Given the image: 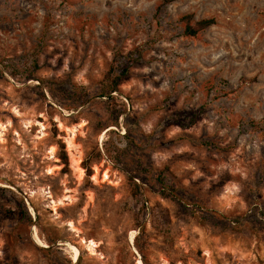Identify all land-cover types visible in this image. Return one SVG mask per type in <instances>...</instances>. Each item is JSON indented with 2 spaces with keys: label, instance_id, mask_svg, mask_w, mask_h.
<instances>
[{
  "label": "rangeland",
  "instance_id": "374dc122",
  "mask_svg": "<svg viewBox=\"0 0 264 264\" xmlns=\"http://www.w3.org/2000/svg\"><path fill=\"white\" fill-rule=\"evenodd\" d=\"M0 264H264V0H0Z\"/></svg>",
  "mask_w": 264,
  "mask_h": 264
},
{
  "label": "trees",
  "instance_id": "16d2710c",
  "mask_svg": "<svg viewBox=\"0 0 264 264\" xmlns=\"http://www.w3.org/2000/svg\"><path fill=\"white\" fill-rule=\"evenodd\" d=\"M182 23L184 24V34L188 36H196L200 31H203L212 25L215 24V20L212 18H205L201 20L194 21L192 15H187L181 18ZM142 61V53L141 52H132L127 57L124 56L121 59L120 65L117 64L118 60L112 61V65L107 71L104 79L101 82V96H110L112 93L117 92L119 90V80L122 76H124L130 66L136 62ZM194 120L190 121V124H193ZM60 148L62 150V160L65 164V168L68 167V157L65 152V144L60 141ZM87 171L90 172V167H87ZM88 175H90L88 173Z\"/></svg>",
  "mask_w": 264,
  "mask_h": 264
},
{
  "label": "bare ground",
  "instance_id": "6f19581e",
  "mask_svg": "<svg viewBox=\"0 0 264 264\" xmlns=\"http://www.w3.org/2000/svg\"><path fill=\"white\" fill-rule=\"evenodd\" d=\"M34 237H35L36 239H38V236L36 235V233H35ZM90 243H91L92 247H95V246H96L95 243H94L93 241H91Z\"/></svg>",
  "mask_w": 264,
  "mask_h": 264
}]
</instances>
